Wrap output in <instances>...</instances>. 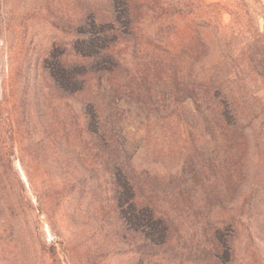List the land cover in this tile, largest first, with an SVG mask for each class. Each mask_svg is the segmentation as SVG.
<instances>
[{"label": "trees", "instance_id": "obj_1", "mask_svg": "<svg viewBox=\"0 0 264 264\" xmlns=\"http://www.w3.org/2000/svg\"><path fill=\"white\" fill-rule=\"evenodd\" d=\"M118 3H87L55 24L72 36L55 56L65 80L34 73L40 105L67 102L65 143L55 138L53 149L63 185L100 190L90 220L105 248L130 255V264H263L257 184L246 181L237 149L259 116L254 103L264 102V0ZM131 109L141 142L176 129L189 140L174 171L133 163ZM7 153L0 151V264H36L38 252L53 264L58 241L30 237L31 250L22 243L32 203L5 200ZM82 226L74 221L72 241H60L69 264L90 263L81 258Z\"/></svg>", "mask_w": 264, "mask_h": 264}, {"label": "rangeland", "instance_id": "obj_2", "mask_svg": "<svg viewBox=\"0 0 264 264\" xmlns=\"http://www.w3.org/2000/svg\"><path fill=\"white\" fill-rule=\"evenodd\" d=\"M87 3L103 7L109 3L119 4L118 0H0V151L11 153L4 155L7 164L4 197L7 202L22 199L28 203L25 205L32 203V208H28L29 227H24L25 239L19 236L26 250H31L30 237L35 241L39 239L46 246L58 241L59 258L53 264H69L60 241H72V223L77 221L83 224L82 233L87 238L80 249L82 259L88 256L89 264H130L133 261L130 255H112L105 248L100 241L97 222L90 220L93 209L101 201L100 190L91 194L87 190L70 191L63 185L62 160L57 162L53 149L55 138L65 143L67 102L45 100L40 105L34 97V73L38 70H53L58 78L65 80V73L57 65L55 56L63 47L69 48L72 36L55 24L68 20L74 8L80 10ZM193 3L197 5L198 2ZM229 18L227 13L222 15L224 22ZM186 105L191 108V101ZM254 109L260 111L259 116L247 143L240 145L237 151L241 163L244 162L246 181L253 180L257 184L258 226L254 231L260 248L258 259L264 264V102L254 103ZM140 121L137 111L129 110L125 130L134 153L133 163L139 168L149 165L159 172L164 169L174 171L182 146H188L189 140L182 130L176 129L173 133L163 130L158 138L141 142ZM56 131L58 136L54 137ZM124 208L127 214L133 215L129 203ZM141 218L139 215L140 220L135 222H141ZM32 261L36 264L51 262L39 252Z\"/></svg>", "mask_w": 264, "mask_h": 264}]
</instances>
